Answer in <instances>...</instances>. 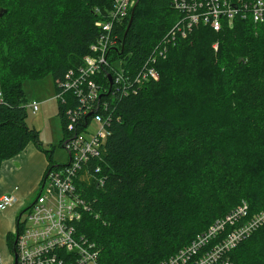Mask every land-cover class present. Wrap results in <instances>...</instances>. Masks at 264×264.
<instances>
[{
	"label": "trees",
	"instance_id": "16d2710c",
	"mask_svg": "<svg viewBox=\"0 0 264 264\" xmlns=\"http://www.w3.org/2000/svg\"><path fill=\"white\" fill-rule=\"evenodd\" d=\"M111 4L0 0V168L28 143L40 146L26 124L23 79L50 74L56 90L57 79L90 52L95 22ZM133 12L128 28L131 10L116 27L110 52L129 72L178 17L169 0H138ZM154 66L157 80L118 92L113 103L107 95L101 110L110 134L99 162L89 164H99L104 182L82 183L90 207L77 225L99 248V264H157L242 201L248 216L264 211V21L236 18L219 31L199 25L174 39ZM96 79L108 88L104 73ZM49 152L47 169L54 165ZM14 236H5L11 251ZM228 255L232 264H264V224Z\"/></svg>",
	"mask_w": 264,
	"mask_h": 264
},
{
	"label": "built area",
	"instance_id": "2783aa9c",
	"mask_svg": "<svg viewBox=\"0 0 264 264\" xmlns=\"http://www.w3.org/2000/svg\"><path fill=\"white\" fill-rule=\"evenodd\" d=\"M135 1L112 0L104 19L95 22L99 35L89 46L90 52L78 67L69 69L56 81V99L63 106L62 147L67 159L47 169L34 201L17 216L20 230L16 232L15 264H99V248L79 232L77 225L90 207L81 195L82 183L89 184L92 179L99 185L104 182V176L97 177L99 164L90 167L89 162H99L110 134L109 118L102 113L107 109V95L113 103L118 92L136 93L145 82L157 80L159 73L154 64L166 55L167 46L178 36L186 37L199 25L219 31L223 26L232 25L235 18L250 19L254 23L264 21V0H169L178 14L176 21L143 65L129 72L110 61V52L118 44L116 27ZM101 73L106 79L108 75L111 77L108 88H103L96 79ZM1 98L0 93V101ZM26 107L36 113L39 103L27 102ZM15 201L14 194H0V211ZM247 212V203L242 201L215 219L188 245L157 264H232L229 252L264 224V211L252 216Z\"/></svg>",
	"mask_w": 264,
	"mask_h": 264
},
{
	"label": "rangeland",
	"instance_id": "374dc122",
	"mask_svg": "<svg viewBox=\"0 0 264 264\" xmlns=\"http://www.w3.org/2000/svg\"><path fill=\"white\" fill-rule=\"evenodd\" d=\"M118 63L119 62H116V65H118ZM22 86L27 102L35 101L39 103V109L36 113H32L31 110L26 107L27 110L26 124L29 127H34L38 131V138L40 142V147H38V150H40V152H42L43 154L45 150L50 151L53 163H60V164L65 163L67 159V153L65 149L62 147L61 140L63 139V130L61 128L60 120L57 115L58 104L56 99L54 81L51 75L48 74L42 78H36V79L25 78L22 81ZM24 153L25 151L22 152L20 155ZM15 158L13 159L11 158L12 160L10 159V161L2 167L0 171V176L1 174L8 173L11 167V163L13 162V160H15ZM230 172L235 173L234 170H230ZM16 189L17 187H14V189L12 188L9 192H14ZM38 190H39V186L31 190L30 192L26 193L21 203H19L21 207L18 206L19 208L17 207L18 208V209L16 208L17 210L14 209L12 211V215L14 216L15 221L19 211L26 209L34 201L35 197L39 193ZM3 212L4 210L0 211V214ZM9 223L11 222H9V217H7V222L4 224L3 230L0 233V243L3 238V231L8 226ZM5 246H6V250H5L6 255L5 258L4 255L2 256L3 263L0 262V264H12V259L7 255V253L10 254L9 251L7 252V250H9V246L7 243H5ZM0 251L2 255L3 253L2 244H0Z\"/></svg>",
	"mask_w": 264,
	"mask_h": 264
},
{
	"label": "crops",
	"instance_id": "0c3cea01",
	"mask_svg": "<svg viewBox=\"0 0 264 264\" xmlns=\"http://www.w3.org/2000/svg\"><path fill=\"white\" fill-rule=\"evenodd\" d=\"M34 146H36L37 148ZM38 147L40 146H37L33 143H28L27 146L22 151V152L25 151V153L20 155L22 153L20 152L18 155L14 156L13 158L15 157L16 158L11 163V167L8 173L1 174L0 176V192H1L0 194L13 193L16 196L15 203L12 206L6 208L4 212L0 214V233L3 230L4 224L7 222V217H9V222H11L3 231V238L0 243L2 244L3 253L1 255V251H0V262H2V256L4 255L5 258L6 255L5 236L7 233L13 231L16 222L14 216L12 215V211L16 209L18 206L21 207L19 203H21L26 193L30 192L37 186H39V190H40L43 181V176L46 172L47 165L49 164L47 155L45 153L43 154L42 152H40V150H38ZM9 161L10 159L2 163L0 171L2 167ZM54 164H60V163H54ZM14 187H17V189L14 192H9L12 188L14 189ZM21 211L22 210H20L19 213Z\"/></svg>",
	"mask_w": 264,
	"mask_h": 264
},
{
	"label": "water",
	"instance_id": "95a60500",
	"mask_svg": "<svg viewBox=\"0 0 264 264\" xmlns=\"http://www.w3.org/2000/svg\"><path fill=\"white\" fill-rule=\"evenodd\" d=\"M137 3H138V0L135 1L134 5H133L132 8H131V13H130V16H129V20H128L127 28L129 27V25H130L131 22H132L133 11H134V9H135ZM127 28H126V31H127ZM126 31L124 32V35H123L122 41H123L124 38H125ZM107 78H108L109 83L111 84V77L108 75ZM14 242H16V238H15ZM15 261H16V257H15ZM15 263H16V262H14L13 264H15Z\"/></svg>",
	"mask_w": 264,
	"mask_h": 264
},
{
	"label": "flooded vegetation",
	"instance_id": "af4514ba",
	"mask_svg": "<svg viewBox=\"0 0 264 264\" xmlns=\"http://www.w3.org/2000/svg\"><path fill=\"white\" fill-rule=\"evenodd\" d=\"M14 232L12 231V232H10V233H14L15 234V236H14V238H13V243H14V246H15V242H14V240H15V238H16V223H15V226H14ZM9 251V253L10 254H8L7 253V255L12 259V264L14 263V262H16L15 261V257H16V252H15V247H14V251H11L10 249L9 250H7V252Z\"/></svg>",
	"mask_w": 264,
	"mask_h": 264
},
{
	"label": "bare ground",
	"instance_id": "6f19581e",
	"mask_svg": "<svg viewBox=\"0 0 264 264\" xmlns=\"http://www.w3.org/2000/svg\"><path fill=\"white\" fill-rule=\"evenodd\" d=\"M134 13V12H133ZM236 19V18H235ZM231 28V27H230ZM171 45V44H170ZM169 45V46H170ZM169 46H167V47H169ZM161 47H162V45H161ZM163 59V58H162ZM101 171V170H100ZM99 173H101V172H99ZM98 176V175H97ZM101 176V175H100ZM93 180V179H92ZM96 181V180H95ZM94 182V181H93ZM94 187V186H93ZM86 212V211H85ZM84 214V213H83ZM83 214H82V216H83ZM200 233V232H199ZM195 237V236H194ZM193 239V238H192ZM243 241V240H242ZM177 252V251H176Z\"/></svg>",
	"mask_w": 264,
	"mask_h": 264
}]
</instances>
